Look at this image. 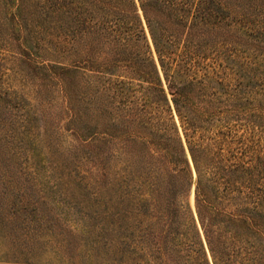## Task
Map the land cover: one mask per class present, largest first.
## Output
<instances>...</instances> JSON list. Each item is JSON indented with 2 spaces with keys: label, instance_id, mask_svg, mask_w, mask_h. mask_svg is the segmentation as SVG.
I'll return each instance as SVG.
<instances>
[{
  "label": "rangeland",
  "instance_id": "obj_1",
  "mask_svg": "<svg viewBox=\"0 0 264 264\" xmlns=\"http://www.w3.org/2000/svg\"><path fill=\"white\" fill-rule=\"evenodd\" d=\"M217 3L227 17L224 29L200 32L204 40L199 52L205 57L197 69L204 87L195 91L192 102L198 106L193 111L208 122L198 136L212 155L234 150L246 162L262 164L264 45L247 42L245 33L262 37L264 0ZM36 7L34 0H0V264H188L185 248L194 235L188 216L184 212L169 228L160 217L165 215V184L156 172L134 162L132 142L105 141L108 119L124 123L104 88L109 77L126 82L130 118H137L139 110L145 111L146 121L152 116L140 88L148 83L137 79L131 67L133 50L125 58L130 64L109 74L103 64L117 57L120 41L88 33L70 43L68 56L60 59L52 33L39 27ZM101 15L95 11L90 17L102 22ZM57 64L76 71L69 99L61 87L42 78L44 66ZM164 87L183 137L165 81ZM255 183L264 196V183L259 178ZM195 191L194 184L186 197L177 198V209L180 214L189 204L197 220ZM226 204L228 213L247 206L241 199ZM249 211L262 232L248 237L239 232L233 240L224 230L222 239L243 256L254 250L257 264H264V198L258 213L251 207Z\"/></svg>",
  "mask_w": 264,
  "mask_h": 264
},
{
  "label": "trees",
  "instance_id": "obj_2",
  "mask_svg": "<svg viewBox=\"0 0 264 264\" xmlns=\"http://www.w3.org/2000/svg\"><path fill=\"white\" fill-rule=\"evenodd\" d=\"M138 1L159 66L151 55L147 32L135 0H34L37 2V16L42 20L39 27L46 33H52L55 55L60 59L68 56L70 43L88 33L120 41L117 57L103 64V69L109 74L122 64L128 66L130 62L125 58L128 51L133 50L131 67H134L137 79L148 83L147 87L142 84L140 88L146 92L142 101L148 104L152 116L146 121L145 111L139 110L137 118H130L133 106L126 103L129 98L126 82L109 77L104 88L116 103L113 109L119 118L123 117L124 123L119 126L121 121L108 119L110 130L104 132L107 136L105 141L132 142L129 152L134 162L156 172L157 180L165 184V202L161 208L165 215L160 217L169 228L177 224L184 212L188 216L194 235L188 238L185 248L187 263L211 264L198 221L214 264H257V252L254 250L245 256L235 249L229 250L227 239H222V231L228 230L233 240L239 238V232L246 237L262 232L257 217L250 214L249 208L258 213L264 198L261 186L255 183L256 178L264 183V163L254 164L253 159L246 162L239 151L234 150L226 155L220 152L212 155V151L204 146L203 138L198 136L208 119L193 111L198 108L192 102L193 95L204 87L203 79H198L197 69L201 58L205 57L199 52L204 40H200V32L209 34L223 30L227 22L224 8L217 0ZM95 11L102 13V22L90 17ZM245 36L249 43L264 45V33L261 37L251 31ZM146 66L149 71H146ZM43 69L46 70L42 74L43 80L61 87L67 99L73 97L71 84L76 72L73 67L57 64ZM164 81L172 94L183 137ZM194 184L197 220L189 204L181 207L180 214L177 209V198L186 197ZM237 199L246 202L247 206L243 205L234 213L225 211L227 201ZM155 249L158 253L162 251L159 244Z\"/></svg>",
  "mask_w": 264,
  "mask_h": 264
}]
</instances>
